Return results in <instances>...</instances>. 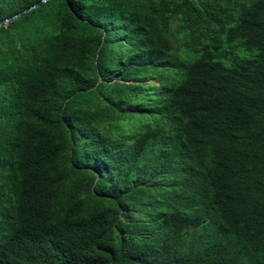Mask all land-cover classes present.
Listing matches in <instances>:
<instances>
[{
  "label": "trees",
  "instance_id": "trees-1",
  "mask_svg": "<svg viewBox=\"0 0 264 264\" xmlns=\"http://www.w3.org/2000/svg\"><path fill=\"white\" fill-rule=\"evenodd\" d=\"M0 264H264V0L0 28Z\"/></svg>",
  "mask_w": 264,
  "mask_h": 264
},
{
  "label": "water",
  "instance_id": "water-1",
  "mask_svg": "<svg viewBox=\"0 0 264 264\" xmlns=\"http://www.w3.org/2000/svg\"><path fill=\"white\" fill-rule=\"evenodd\" d=\"M50 0H39L37 2H35L34 4H32L31 6L27 7L24 10H21L20 12H17L3 20H0V28H4L6 27L9 23L15 21L16 19L20 18L21 16L33 11L34 9L38 8L39 6L45 4L46 2H48Z\"/></svg>",
  "mask_w": 264,
  "mask_h": 264
}]
</instances>
